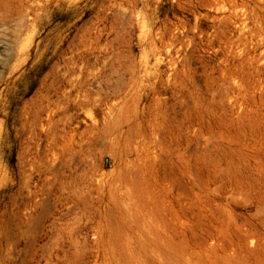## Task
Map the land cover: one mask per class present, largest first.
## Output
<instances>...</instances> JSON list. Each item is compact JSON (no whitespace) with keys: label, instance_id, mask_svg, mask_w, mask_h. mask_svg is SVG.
I'll return each mask as SVG.
<instances>
[{"label":"rangeland","instance_id":"obj_1","mask_svg":"<svg viewBox=\"0 0 264 264\" xmlns=\"http://www.w3.org/2000/svg\"><path fill=\"white\" fill-rule=\"evenodd\" d=\"M0 264H264V0H0Z\"/></svg>","mask_w":264,"mask_h":264}]
</instances>
